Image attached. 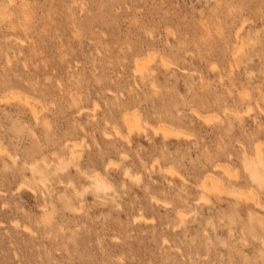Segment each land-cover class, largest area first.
<instances>
[{
  "label": "rangeland",
  "instance_id": "obj_1",
  "mask_svg": "<svg viewBox=\"0 0 264 264\" xmlns=\"http://www.w3.org/2000/svg\"><path fill=\"white\" fill-rule=\"evenodd\" d=\"M0 147V264H264V0H0Z\"/></svg>",
  "mask_w": 264,
  "mask_h": 264
},
{
  "label": "bare ground",
  "instance_id": "obj_2",
  "mask_svg": "<svg viewBox=\"0 0 264 264\" xmlns=\"http://www.w3.org/2000/svg\"><path fill=\"white\" fill-rule=\"evenodd\" d=\"M154 58V57H153ZM143 59H145L144 57L143 58H140V57H138V58H136L135 59V74H139L140 76H144V74H145V68H147V66L149 65L148 63V65L147 64H145V60H143ZM147 61H149V59L148 60H146V62ZM151 62V61H150ZM147 65V66H146ZM146 66V67H145ZM151 69H149V74H151V71H150ZM147 75H149L148 74V69H147ZM13 95H14V93H13ZM7 97V96H6ZM10 98V97H9ZM13 98V99H12ZM12 100H14V98L15 97H13L12 96ZM6 99H8V97L6 98ZM22 99V98H21ZM10 100V99H9ZM15 101V100H14ZM22 101H23V99H22ZM21 102V101H20ZM25 103L28 105H30L29 107H31L32 108V110H33V112H34V114H35V112L37 113V110H38V107H37V105H36V103L34 102V101H31V99H29L28 97L25 99ZM40 111V110H39ZM133 114V115H132ZM130 116H132V117H126L124 120L126 121V126H127V128H128V134H131L132 132H134V131H137V130H140L141 128H144V127H146V125L148 126V123H146V125H145V123L143 124V122H142V120H141V118L139 117L140 115H138L137 114V112H133ZM36 115V114H35ZM37 115H39V114H37ZM37 115H36V117H37ZM37 119V118H36ZM150 126V125H149ZM168 126H162V131H163V133L165 134V135H168V134H173V133H175V132H177V134H178V132H180V131H178V130H174V129H172V128H170V127H168ZM161 128V127H160ZM118 129V128H117ZM146 129H147V127H146ZM118 131V130H117ZM116 131V132H117ZM145 133V132H144ZM118 134H120L121 135V133H119L118 132ZM155 134V133H154ZM185 134V133H184ZM184 134H183V137H184ZM120 135H118V136H120ZM171 135H169V136H171ZM173 135H175V134H173ZM127 136V135H126ZM181 136V135H180ZM186 136V135H185ZM168 136H166V138H167ZM125 138H127V137H125ZM165 138V137H164ZM124 139V138H123ZM127 139H129V137L127 138ZM78 146H80V142L79 143H77V141H73V142H71L70 144H66V147H69L70 148V151H69V154H70V159H75L77 156H78V153H79V148H78ZM65 147V146H64ZM65 147V148H66ZM78 148V149H77ZM262 147H259L258 149H257V152H255L256 153V158L254 157L253 159H251L250 157H248V155L247 156H245V164H243L244 165V167H245V169H246V171L248 172V174H249V177H250V179H252L254 182H256V184L257 185H259V186H263V182H264V153H263V149H261ZM0 150H2V148L0 147ZM245 151V150H244ZM247 152V151H246ZM57 154V153H56ZM255 156V155H254ZM53 157V156H52ZM42 159V158H41ZM40 159V160H41ZM45 160V159H44ZM59 166H57L56 168H53V169H55V171L57 172V171H61V170H65V168H67V167H65L64 166V162L66 161V159L63 157V155H62V153H61V156L59 157ZM39 162H41V161H39ZM39 162H38V160L36 159V161H34L32 164H30L29 166L31 167V171L33 172V175H35V176H33V178L34 177H40V179L42 178V179H44V181H45V178L47 177V174L49 173V169L45 166V164H44V166H42V165H40L39 164ZM46 161H44V163H45ZM67 162H69V160L67 161ZM52 163V162H51ZM244 163V162H243ZM47 164V163H46ZM50 165V164H49ZM49 165H47L48 167H49ZM221 165V164H220ZM111 166V165H110ZM223 166V165H222ZM222 166H221V168H222ZM225 167V166H224ZM169 168V167H168ZM215 168V167H214ZM217 168H218V166H217ZM226 168V167H225ZM224 168V169H225ZM172 169V168H171ZM220 169V168H219ZM230 169V168H229ZM81 171V173H83V170L81 169L80 170ZM227 171L229 172V170L227 169ZM231 171V170H230ZM245 171V172H246ZM174 172V171H173ZM225 172H226V170H225ZM246 172V173H247ZM63 173V172H62ZM178 173V172H177ZM231 173V172H230ZM84 174L86 175V179H88V181H90V184H91V187H93L94 188V190H96V191H99L100 192V190H102V189H110L111 187H110V185L108 184V182H107V178H105V176L101 173V172H95V173H93V174H91V173H88V172H86V171H84ZM129 174V176H130V171H127V175ZM227 174V176H228V173H226ZM230 175V174H229ZM61 176V175H60ZM171 176V175H170ZM59 177V176H58ZM131 177H132V175H131ZM61 178V177H60ZM133 178V177H132ZM137 178H138V176H137ZM39 179V178H38ZM39 179V180H40ZM48 179V178H47ZM138 181H140V180H138ZM42 182H43V180H42ZM45 183H47V182H45ZM46 186V185H45ZM201 186H202V188L203 189H209L211 186H212V188L213 187H215V190L216 189H219L220 188V179L219 178H216V176L212 173V172H209V173H207L206 175H205V177L203 178V180H202V183H201ZM201 188V187H200ZM222 188V187H221ZM260 189V188H259ZM225 190V188L223 189V191ZM235 190V189H234ZM262 190V189H261ZM204 191V190H203ZM210 192V191H209ZM216 192H218V191H216ZM219 192H221L220 190H219ZM213 193V192H212ZM239 192H237V194H238ZM241 193V192H240ZM248 193V192H247ZM206 194V193H205ZM204 193H203V195H205ZM219 194V193H218ZM214 195V194H213ZM235 197H236V195H234ZM239 196V195H238ZM237 196V197H238ZM241 196V195H240ZM256 197V196H255ZM207 198H208V196H207ZM242 198H243V196L241 197V200H242ZM155 199V198H154ZM202 199H204V197L202 196ZM238 199V198H237ZM252 199H253V197H252ZM160 200V199H159ZM199 200V199H198ZM247 200V199H246ZM254 200H255V198H254ZM210 201V200H209ZM239 201V200H238ZM249 201V200H248ZM252 201V200H251ZM201 202V201H200ZM196 203H198V201L196 202ZM205 203V202H204ZM165 206V205H164ZM180 211V210H179ZM181 212H182V209H181V211L179 212L180 213V216L181 217H183V213L181 214Z\"/></svg>",
  "mask_w": 264,
  "mask_h": 264
}]
</instances>
